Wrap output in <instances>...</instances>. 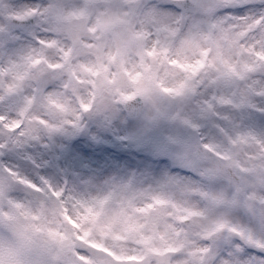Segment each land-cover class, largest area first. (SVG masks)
<instances>
[{"label":"snow or ice","instance_id":"1","mask_svg":"<svg viewBox=\"0 0 264 264\" xmlns=\"http://www.w3.org/2000/svg\"><path fill=\"white\" fill-rule=\"evenodd\" d=\"M97 118L145 170L43 175ZM0 264H264V0H0Z\"/></svg>","mask_w":264,"mask_h":264},{"label":"rangeland","instance_id":"2","mask_svg":"<svg viewBox=\"0 0 264 264\" xmlns=\"http://www.w3.org/2000/svg\"><path fill=\"white\" fill-rule=\"evenodd\" d=\"M86 123V130L75 137L56 136L29 149L44 165L42 174L54 183L67 181L69 186L78 187L90 181L94 186H102L106 180L126 178L148 166L147 153L133 139L142 127L140 121L117 120L111 127L98 118Z\"/></svg>","mask_w":264,"mask_h":264}]
</instances>
